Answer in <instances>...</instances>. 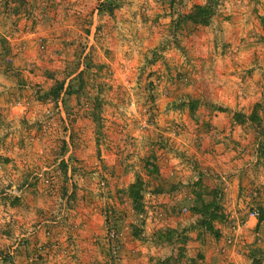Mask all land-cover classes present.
Wrapping results in <instances>:
<instances>
[{
    "label": "rangeland",
    "instance_id": "374dc122",
    "mask_svg": "<svg viewBox=\"0 0 264 264\" xmlns=\"http://www.w3.org/2000/svg\"><path fill=\"white\" fill-rule=\"evenodd\" d=\"M0 264H264V0H0Z\"/></svg>",
    "mask_w": 264,
    "mask_h": 264
},
{
    "label": "trees",
    "instance_id": "16d2710c",
    "mask_svg": "<svg viewBox=\"0 0 264 264\" xmlns=\"http://www.w3.org/2000/svg\"><path fill=\"white\" fill-rule=\"evenodd\" d=\"M211 11H212V4L210 3L205 5L193 4L190 10L180 18L187 20L192 24H202L210 16V14L212 13ZM262 216L263 215H260L258 217V222L262 219Z\"/></svg>",
    "mask_w": 264,
    "mask_h": 264
}]
</instances>
